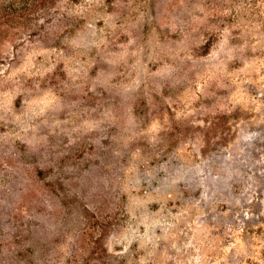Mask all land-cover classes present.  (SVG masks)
I'll return each mask as SVG.
<instances>
[{
    "label": "rangeland",
    "instance_id": "rangeland-1",
    "mask_svg": "<svg viewBox=\"0 0 264 264\" xmlns=\"http://www.w3.org/2000/svg\"><path fill=\"white\" fill-rule=\"evenodd\" d=\"M0 264H264V0H0Z\"/></svg>",
    "mask_w": 264,
    "mask_h": 264
}]
</instances>
